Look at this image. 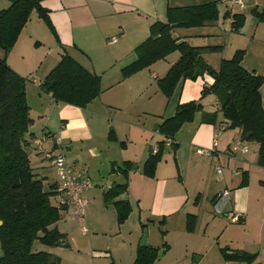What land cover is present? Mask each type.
<instances>
[{"label":"crops","instance_id":"crops-1","mask_svg":"<svg viewBox=\"0 0 264 264\" xmlns=\"http://www.w3.org/2000/svg\"><path fill=\"white\" fill-rule=\"evenodd\" d=\"M182 1L41 0L43 6L50 11L49 16L59 40L34 11L37 16L32 13L7 57L11 67L28 78L27 98L33 124L26 137L34 148L30 152V159L35 172L44 178V184L48 181V173L54 172L56 180L49 185L56 187L58 177L45 153L61 147L75 174L86 176L91 181L92 178L97 179V184L93 183V187L83 193V197L88 201L86 219L89 207L91 222L95 229L105 230L104 227L110 226L113 222L118 224L113 204L105 199L108 189L116 183L123 182V176L119 172H114L113 166L127 160L135 164L130 173L128 190L119 197L131 203L132 212L125 223L118 224L120 232L125 229L128 231L127 240L123 244L135 258L145 231L147 245L163 248L161 255L167 256L172 248L170 232L184 238L190 237L191 233L187 230L189 214L196 215L197 219L193 233L203 221H207L209 225V221L213 219L209 210L213 208L218 194L226 188L232 190L230 201L232 214L239 215V220L232 222L240 223L239 226L248 230L252 212L249 210V202L244 192L250 185L253 169L264 168L258 164V143L244 140L249 150L246 153L233 151V143L242 139V129L230 126L221 129V123L226 120L220 111L217 96L214 95L215 102L211 107L204 104L205 99H201L203 88L213 82L211 76L186 80L172 96H165L162 108L157 112H153V100L157 97L158 91L156 89L153 91L152 78L163 77L178 59L168 61L167 56L163 59L167 62L165 65L157 62L127 78L120 76L123 67L135 60L134 50L149 36L151 24L167 18L169 6L194 5ZM201 3L205 2L195 4ZM10 4V0H0V10ZM190 29H176L175 35L189 42L195 36L204 35L201 33L191 35ZM112 38H117V41L110 43ZM64 53L73 56L89 71L101 75L103 82L101 95L86 107L57 102L40 88L42 81L58 64ZM0 56H3V53H0ZM152 67L158 68L162 76L151 71ZM111 69L116 70L119 77L107 83L108 78L105 79V76ZM117 86L120 89L116 92L118 102H115L108 94ZM138 98L145 101L138 103ZM191 100L201 101L203 110L196 113L193 121L182 126L175 138L171 139V145H165L163 159L157 166L155 176H146L143 174V166L153 150V139L156 137L155 134L159 133L158 125L175 114L179 103ZM154 113L158 115L160 122L153 130ZM211 114H215V118H210ZM112 129L115 131L116 140L109 138ZM159 134L160 139L156 138V144L165 140V137ZM36 140L42 142L41 151L35 150ZM119 141L120 146L117 144ZM172 144H176V150ZM252 144L256 146V152L250 154ZM167 148H172L168 154ZM219 165L223 169L222 174L218 173ZM245 173L248 174L249 183L247 186H241ZM213 175L216 180L212 178ZM261 177L262 184L264 173ZM99 183L106 184L107 188L98 189ZM221 183L223 186H220ZM59 197L55 195L53 198L59 201ZM70 210L77 216L75 209L68 206L62 211L64 219L61 218L56 224V227L66 234L65 242L55 245L56 250L61 251L60 254L56 252L57 255L62 257V252L68 248L78 254L85 251L87 255L91 254L94 257L97 251L93 248L92 238H74L73 246L67 243L68 230L64 228V224L68 222L66 215ZM78 219L86 222L79 217ZM163 219L164 225L161 224ZM151 224L166 228L168 238L164 239L168 246L157 242L150 229ZM84 227L87 228L83 224L81 231L86 236L89 230L83 232ZM211 248L212 246L206 250L195 248L192 253H200L196 260L201 263ZM228 248L248 251L245 246ZM216 256L219 262L217 264H221V260H224V264L235 262L226 261L222 252ZM61 260L60 264L63 262ZM256 263L259 261L256 260Z\"/></svg>","mask_w":264,"mask_h":264},{"label":"trees","instance_id":"trees-1","mask_svg":"<svg viewBox=\"0 0 264 264\" xmlns=\"http://www.w3.org/2000/svg\"><path fill=\"white\" fill-rule=\"evenodd\" d=\"M10 1L7 8L0 10V49L4 54L0 56V244L3 251L0 264H60V258L50 252L33 250L36 240L49 246L65 242L66 234L55 224L68 206L60 203V197L56 204L53 203V197L61 195L58 181L56 187L50 185V189L46 190L44 178L39 177L31 164L30 152L34 148L26 137L33 124L27 98L28 78L13 69L7 61L8 54L34 11L58 40L59 37L49 16L50 11L41 0ZM253 14L264 22V9L255 8ZM227 15L232 17L233 30L239 31L244 26V13L228 11ZM219 17L218 1L169 6L167 20H157L151 24L149 36L135 48L136 58L123 67L122 77L127 78L178 51V60L164 77L158 79L160 91L170 97L184 81L211 76L213 82L203 88L202 97L210 93L217 96L228 126L241 128L243 140L259 144L258 164L264 167V106L261 93L264 76L243 66V49L236 50L231 58H223L216 69L204 54L221 52L222 45H193L175 35L176 29L212 24ZM40 88L57 102L86 107L101 95L102 78L70 54L64 53ZM202 110L203 105L199 100L179 103L175 114L158 125V132L165 138L174 139L182 126L193 121L196 113ZM215 116L211 114L210 118ZM109 138L117 139L113 129ZM165 145V141H161L158 152L151 150L144 163L143 174L155 176L157 166L163 159ZM172 146L176 150V144ZM134 168L135 164L129 160L115 164L113 171L123 176V182L114 184L105 193L106 201L114 206L119 225L125 223L132 212L131 203L119 197L127 192L130 173ZM248 183L249 177L245 173L241 186ZM196 220V215H188V231H194ZM164 223L163 219L161 224ZM162 235H166L165 230H162ZM163 246H168V243L165 241ZM159 251L160 247L140 246L133 264H154ZM221 252L226 261L260 264L256 263L257 253L228 247L221 248Z\"/></svg>","mask_w":264,"mask_h":264},{"label":"rangeland","instance_id":"rangeland-1","mask_svg":"<svg viewBox=\"0 0 264 264\" xmlns=\"http://www.w3.org/2000/svg\"><path fill=\"white\" fill-rule=\"evenodd\" d=\"M182 1V0H173V2ZM219 2V10L220 17L218 21H216L215 25H204L201 27H194L189 30V33L192 34H204L203 36H195L190 39V43L193 45H222L223 50L221 52H208L205 54V59L216 69L220 67V63L222 58H231L236 50L243 49L245 50L243 66L251 71L255 70L258 74L264 76V22L259 21L253 14V10L258 8L259 10L264 9V0H244L245 8L241 10L239 7L231 5L230 0H211ZM182 2L186 4H195L198 2H209V0H183ZM231 11L242 12L246 15V20L244 26L239 30H233L231 26L232 17L227 15V12ZM36 15V12H34ZM37 16V15H36ZM163 21H166V17H164ZM162 20V19H160ZM0 53L3 51L0 49ZM4 56V54H3ZM2 56V57H3ZM179 58V52L175 51L171 53L167 60ZM8 61V60H7ZM158 64L165 65L167 62L165 60H159ZM155 62V63H157ZM9 63V62H8ZM154 63V64H155ZM156 70V71H155ZM116 70L111 69L107 71L105 79L108 78L107 83L115 80V77H119V74L115 72ZM151 71L156 72L160 76H162L161 72L158 68H153ZM159 72V73H158ZM168 72V71H167ZM151 73V72H150ZM166 75V74H165ZM164 75V76H165ZM101 76V75H100ZM122 77V70L120 73ZM163 76V77H164ZM162 77H159L160 79ZM158 79L152 78L153 82V91L156 89L157 97L153 100V112H157L160 108H162V101L165 99V96L158 87ZM117 80V79H116ZM185 82V81H184ZM183 82V83H184ZM28 83V82H27ZM181 84V86L183 85ZM106 85V83L104 82ZM103 85V82H102ZM181 86L179 88H181ZM118 86L109 91L108 95H111V98L118 102L116 92L118 91ZM178 90V88H177ZM107 93V92H106ZM115 93V94H114ZM202 93V92H201ZM261 93L263 97V106H264V84L261 87ZM213 95V96H211ZM205 99L204 104L208 107H211L214 102V94L210 93L201 99ZM145 100L143 98H138V103H143ZM32 102V101H31ZM203 105V104H202ZM117 113V112H116ZM118 115V114H117ZM127 115V114H126ZM125 115V116H126ZM160 119L157 114H153V130L157 127ZM156 137L153 139V145L156 144V138L160 139V134L156 133ZM120 146V141L117 143ZM250 154L256 152V146L252 144ZM172 151V148H167V153ZM218 167V166H217ZM219 167H221L219 165ZM216 169V168H215ZM262 173H264V168H254L252 171V176L250 180V185L244 192V196L248 199L249 202V210L252 212L248 221V230H244L240 225V223H233L232 216L234 214L232 208V203L230 202L226 208V213L217 214L212 205L209 210V213L212 214L213 219L209 221V225H207V221H203L202 224H198L196 227V232L189 231L190 237L184 238L181 235H177L176 233L170 232V238L172 240V248L170 253L167 256H162L160 253L163 248H160L159 255L154 264H199L200 262L196 259L199 257L200 253H192L195 248H199L200 250H206L210 246L212 248L209 250L208 256L200 263V264H217V256L219 255L220 248H226L228 246L232 248H237L238 246H245L248 251H253L252 253L259 254L258 261L261 264H264V186L260 183L262 177ZM261 174V175H260ZM58 177V176H57ZM216 180V177H213ZM213 179V181H214ZM56 180V176L54 172L48 173V181L45 183V189L49 190L50 185L54 183ZM58 180V178H57ZM97 180V179H96ZM92 178V181L97 184L98 181ZM220 186H223L222 183ZM95 187V186H94ZM97 187V186H96ZM98 189H106L107 186L99 183ZM236 190H233L235 192ZM56 199L53 198V203L56 204ZM234 202V197H233ZM213 213H212V212ZM68 222L65 223L64 228L68 230L67 235V243L70 246L74 244V238H92L93 248L97 251V254L92 257V255H87L85 251L82 254H78L71 249L66 248L62 252V257L57 255V253L61 252L56 250L55 246H49L41 243L39 240H36L33 245L34 251H48L52 253L54 256H58L60 260L63 262L61 264H133L135 260V255L129 253L127 247L123 244L126 237H128V231L125 229L120 232V228L116 222H113L110 226L104 227L105 230H97L94 228L91 222V214L89 212L88 207V215L86 222H82L78 219L72 210L67 213ZM208 218V217H206ZM215 218V220H214ZM64 219V218H62ZM94 220V218H92ZM63 223V222H62ZM58 224V223H56ZM55 224V226H56ZM87 226L89 233L84 236L81 231L82 225ZM62 225V224H60ZM207 226V227H206ZM150 229L153 231V236H156L157 242H160L161 245L165 242V237L167 236L166 228L160 226L158 224H151ZM162 230L166 231V235L163 237ZM206 230V231H205ZM193 233V234H192ZM42 234V233H41ZM147 233L143 234V236ZM168 238V237H166ZM160 245V246H161ZM216 246V247H215ZM194 248V249H192ZM57 252V253H56ZM219 252V253H218ZM3 254L1 244H0V256ZM60 254V253H59ZM219 257V256H218ZM61 260V261H62ZM186 260V263H185ZM223 261V262H222ZM221 264H224V260H221ZM227 264H238V262L227 263ZM245 264V263H240Z\"/></svg>","mask_w":264,"mask_h":264},{"label":"built area","instance_id":"built-area-1","mask_svg":"<svg viewBox=\"0 0 264 264\" xmlns=\"http://www.w3.org/2000/svg\"><path fill=\"white\" fill-rule=\"evenodd\" d=\"M228 1V0H224ZM232 7H239L241 10L245 8L244 0H230ZM117 38H112L110 43L116 42ZM221 129H226L228 124L226 122L221 123ZM165 143L171 145V139L165 138ZM37 147L35 150H42V142L40 140H36ZM61 143H59L60 145ZM159 144H155L153 146V152H158ZM233 151H242L246 153L249 150L248 144L245 143L243 139H238L233 143L232 146ZM200 152H204L200 150ZM45 157L50 159L51 165L54 168L57 176H58V187L61 193L60 195V203L62 205L72 206L76 214L83 221L86 220L87 214V205L88 201L83 197L84 191L93 187V182L86 176L77 175L74 173L71 166L68 164L67 157L63 149L61 147L53 148L45 153ZM218 173L222 174L223 169L219 167ZM232 198V190L229 188L224 189L218 196L216 197V201L214 203V211L217 214L226 213V208L230 203ZM233 221L239 220V215L234 214L232 216ZM88 229L86 227L83 228V232H87Z\"/></svg>","mask_w":264,"mask_h":264},{"label":"water","instance_id":"water-1","mask_svg":"<svg viewBox=\"0 0 264 264\" xmlns=\"http://www.w3.org/2000/svg\"><path fill=\"white\" fill-rule=\"evenodd\" d=\"M2 222H0V224H1ZM147 245V238H146V235H144L143 237H142V240H141V246H146ZM161 253H162V251H161ZM160 253V254H161Z\"/></svg>","mask_w":264,"mask_h":264}]
</instances>
